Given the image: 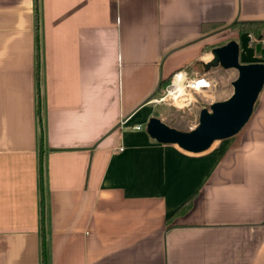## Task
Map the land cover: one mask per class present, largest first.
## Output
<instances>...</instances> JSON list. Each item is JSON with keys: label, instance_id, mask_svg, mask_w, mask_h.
Listing matches in <instances>:
<instances>
[{"label": "crops", "instance_id": "obj_1", "mask_svg": "<svg viewBox=\"0 0 264 264\" xmlns=\"http://www.w3.org/2000/svg\"><path fill=\"white\" fill-rule=\"evenodd\" d=\"M233 21L264 0H0V264H40L39 143L47 264H264V84L219 147L143 129Z\"/></svg>", "mask_w": 264, "mask_h": 264}, {"label": "water", "instance_id": "obj_2", "mask_svg": "<svg viewBox=\"0 0 264 264\" xmlns=\"http://www.w3.org/2000/svg\"><path fill=\"white\" fill-rule=\"evenodd\" d=\"M261 38V34L253 38L248 32L241 31L235 38L210 48L211 58L203 67L206 70L216 66L232 68L237 75L230 83L231 94L224 100L212 102L208 108L199 109L198 121L192 129L180 131L150 116L144 125L145 133L158 143L174 144L183 152L194 154L207 150L215 140L237 134L249 119L264 84V42ZM158 87L159 83L153 94Z\"/></svg>", "mask_w": 264, "mask_h": 264}, {"label": "rangeland", "instance_id": "obj_3", "mask_svg": "<svg viewBox=\"0 0 264 264\" xmlns=\"http://www.w3.org/2000/svg\"><path fill=\"white\" fill-rule=\"evenodd\" d=\"M258 31V34L262 36L261 41L264 42V26H261ZM255 36L257 35L253 36L251 34V37L255 38ZM207 55L211 58L209 50L207 54L203 56V59L196 60V62L192 63L190 66H186L175 72H184L185 77L182 82L184 85V94H181V96L177 98L174 97L172 93L174 91L172 85L174 75H172L168 83L160 87L153 96V102L151 104V108L154 109L153 116L161 120L165 125L180 131L190 130L198 121L197 115L199 109L203 107L208 108L212 102L224 100L231 94L232 88L230 83L236 77V71L232 68L222 69L219 66L211 67L206 70L203 64L206 63L205 59ZM198 79H204L206 82L208 81L209 86L207 83L200 90L192 88V82L190 80H193V83H195ZM255 107L252 109L250 118H252ZM238 134L239 132L234 136L228 137V139L213 141L211 148L219 147L225 142L228 143L229 140L237 137Z\"/></svg>", "mask_w": 264, "mask_h": 264}, {"label": "trees", "instance_id": "obj_4", "mask_svg": "<svg viewBox=\"0 0 264 264\" xmlns=\"http://www.w3.org/2000/svg\"><path fill=\"white\" fill-rule=\"evenodd\" d=\"M218 25L211 26L212 28L217 27ZM261 26H264V22L262 21H254V22H239L236 25H232L231 27H236L240 29L241 31H248L249 33L253 35H258L259 29ZM174 74V73H173ZM171 74L166 80H163L159 83L158 89L160 87L166 85L169 81V79L172 77ZM39 139L41 140V135L39 136ZM41 142V141H40ZM38 163H37V183H38V198H39V263L40 264H47V247L45 242V228L43 227V220H44V198H43V183H42V168H41V153H40V143H39V149H38ZM188 209V201L186 204L181 205L176 209L172 214H182L185 213Z\"/></svg>", "mask_w": 264, "mask_h": 264}, {"label": "bare ground", "instance_id": "obj_5", "mask_svg": "<svg viewBox=\"0 0 264 264\" xmlns=\"http://www.w3.org/2000/svg\"><path fill=\"white\" fill-rule=\"evenodd\" d=\"M209 58V56L207 57ZM183 80H184V76L180 73L178 74H175L174 77H173V81H172V85H173V88H174V91L172 92L174 97L177 98V97H180L181 94H184V91H183ZM207 84L206 80L204 79H198L196 80L195 83H191L192 85V88H195V89H198L200 90L201 88H203L205 85Z\"/></svg>", "mask_w": 264, "mask_h": 264}, {"label": "flooded vegetation", "instance_id": "obj_6", "mask_svg": "<svg viewBox=\"0 0 264 264\" xmlns=\"http://www.w3.org/2000/svg\"><path fill=\"white\" fill-rule=\"evenodd\" d=\"M235 24V23H234ZM234 24H232V25H234ZM231 25V26H232ZM236 25V24H235ZM229 27V29H231V32H234V36L232 37V38H235L236 37V34L237 33H239V32H241V30L240 29H238V28H236V27ZM246 32H248V31H246ZM248 34L251 36V33H249L248 32ZM253 35V34H252ZM254 36V35H253ZM230 39V38H229Z\"/></svg>", "mask_w": 264, "mask_h": 264}, {"label": "built area", "instance_id": "obj_7", "mask_svg": "<svg viewBox=\"0 0 264 264\" xmlns=\"http://www.w3.org/2000/svg\"><path fill=\"white\" fill-rule=\"evenodd\" d=\"M178 73H180V72L174 73L173 75L178 74ZM180 74H182V75L185 77L183 71H182ZM190 81L193 82V80H190ZM207 83H208V86H209V82H208V81H207ZM208 86H207V87H208ZM135 129H138V127H135Z\"/></svg>", "mask_w": 264, "mask_h": 264}]
</instances>
